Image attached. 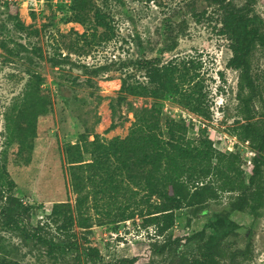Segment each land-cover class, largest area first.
I'll return each instance as SVG.
<instances>
[{
  "label": "rangeland",
  "instance_id": "374dc122",
  "mask_svg": "<svg viewBox=\"0 0 264 264\" xmlns=\"http://www.w3.org/2000/svg\"><path fill=\"white\" fill-rule=\"evenodd\" d=\"M72 1L45 0L33 9L17 5L20 19L31 28L28 33L8 23V34L3 27L8 15L0 9V42H7L11 49L15 44L10 40H14L28 49L10 55L0 48V163L5 162L16 183L15 195L30 207L26 218L33 227L52 222L56 204L72 207L75 239L82 247L97 249L100 258L95 263L84 255L75 263L74 257H69L71 264H121L126 259H136V264H172L173 248V252L162 254L156 253L157 249L170 238L196 236L190 243L183 241L179 254L196 252L198 244L211 233L208 224L230 210L231 195L222 194L206 204L176 211L174 227L162 235L148 222L150 207L161 204L158 198L149 202L148 198H118L110 207L102 202L104 206L98 209L90 200L81 216L76 211L66 148L82 139L93 141L96 136L105 142L129 136L134 111L152 105L150 98L128 96L119 100L122 79L136 73L137 61L160 58L166 63L174 58H197L204 65L202 72L209 86L211 119L204 120L168 97L162 103L164 122H186L190 126L188 138L203 134L217 150L240 154L248 181L254 152L233 135L240 117L239 72L229 67L231 41L221 33L218 9L205 0H155L148 4L92 0L111 26L109 30L98 28L96 35L93 13L87 27L72 21ZM232 1L238 7L245 3ZM256 13L264 28V1L256 5ZM168 36L177 37L178 46L161 53L170 43ZM254 68L264 76V50L257 53ZM137 76L143 79L140 73ZM256 107L264 115V102ZM85 159L90 160V156ZM4 202L0 198V243L11 246L9 258L19 264H60L49 259L43 249L28 247L2 229ZM124 210L134 215L119 221L117 216ZM231 219L241 229L230 243L244 249L251 237V264H264V213L255 220L235 212ZM51 227L56 231L59 225L51 223Z\"/></svg>",
  "mask_w": 264,
  "mask_h": 264
},
{
  "label": "trees",
  "instance_id": "16d2710c",
  "mask_svg": "<svg viewBox=\"0 0 264 264\" xmlns=\"http://www.w3.org/2000/svg\"><path fill=\"white\" fill-rule=\"evenodd\" d=\"M137 1L148 4L155 0ZM205 1L221 15V33L230 39L233 53L229 67L239 72L237 113L240 121L233 135L254 152L248 181L240 154L217 150L212 140L203 134L197 139L188 138L190 126L186 122L175 119L164 122L162 103L168 97H174L181 107L204 120L211 119L209 86L202 72L204 65L197 58H174L166 63L160 58L137 61L136 73L122 79L119 100L128 96L150 98L151 107L134 111L135 122L125 139L105 142L96 136L93 141L82 139L68 145V173L77 198V214H84L90 200L98 209L104 206L102 202L110 207L118 198H148L147 202L158 198L161 204L150 207L148 222L156 225L161 235L174 227L176 211L229 194L230 210L208 224L211 233L198 244L196 252L179 254L183 241L187 244L196 238L191 236L170 238L156 253L173 252V248L172 264H251L254 253L251 237L244 249L235 248L229 239L241 229L231 219L233 213H245L255 220L264 213V115L261 116L256 107L258 102H264V76L260 77L254 68L257 53L264 50L263 21L256 13V5L264 0H245L241 7L232 0ZM0 9L8 15L4 30H8L10 23L20 32L30 31L20 19L16 4L7 3ZM70 12L72 21L84 27L90 24L93 13L94 35L98 28L111 29L107 15L95 8L92 0H73ZM169 40L161 53L177 48V37L168 36ZM10 42L15 44L14 48L9 49L4 41L0 42V48L10 55L28 51L24 44ZM137 73L143 79L138 78ZM29 126L34 131L33 126ZM86 156H90V160H86ZM16 187L5 162L0 163V198L5 200L1 226L6 233L16 235L28 247L43 249L55 263L71 264L69 257H74L75 263L81 262L84 255L97 262L99 251L82 247L75 239L72 229L75 217L69 204H56L53 208L56 218L33 227L26 218L30 207L15 195ZM133 215L124 210L117 219L125 221ZM51 223L59 225L56 231ZM11 254V246L0 243V264H19L9 258ZM136 262V259H126L121 264Z\"/></svg>",
  "mask_w": 264,
  "mask_h": 264
},
{
  "label": "built area",
  "instance_id": "2783aa9c",
  "mask_svg": "<svg viewBox=\"0 0 264 264\" xmlns=\"http://www.w3.org/2000/svg\"><path fill=\"white\" fill-rule=\"evenodd\" d=\"M45 0H0V6H4L7 3H13L16 5H22L26 4V6L29 8L31 7L33 9L37 8L39 4H44Z\"/></svg>",
  "mask_w": 264,
  "mask_h": 264
}]
</instances>
